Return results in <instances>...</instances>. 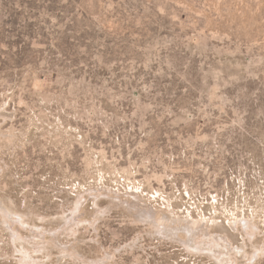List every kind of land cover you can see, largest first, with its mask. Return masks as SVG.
<instances>
[{
	"label": "rangeland",
	"instance_id": "1",
	"mask_svg": "<svg viewBox=\"0 0 264 264\" xmlns=\"http://www.w3.org/2000/svg\"><path fill=\"white\" fill-rule=\"evenodd\" d=\"M0 264H264V0H0Z\"/></svg>",
	"mask_w": 264,
	"mask_h": 264
}]
</instances>
